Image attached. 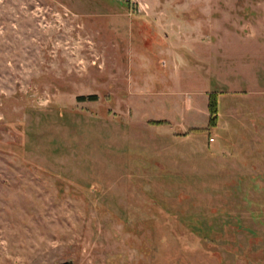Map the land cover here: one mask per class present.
<instances>
[{
	"label": "rangeland",
	"instance_id": "1",
	"mask_svg": "<svg viewBox=\"0 0 264 264\" xmlns=\"http://www.w3.org/2000/svg\"><path fill=\"white\" fill-rule=\"evenodd\" d=\"M0 264H264V0H0Z\"/></svg>",
	"mask_w": 264,
	"mask_h": 264
},
{
	"label": "trees",
	"instance_id": "2",
	"mask_svg": "<svg viewBox=\"0 0 264 264\" xmlns=\"http://www.w3.org/2000/svg\"><path fill=\"white\" fill-rule=\"evenodd\" d=\"M89 99L93 100V97H90ZM216 110H217V104H216V96L211 95L210 100H209V113L212 116L216 115Z\"/></svg>",
	"mask_w": 264,
	"mask_h": 264
}]
</instances>
